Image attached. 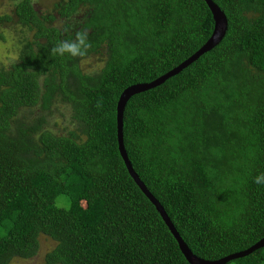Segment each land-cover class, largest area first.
Segmentation results:
<instances>
[{"label": "trees", "instance_id": "1", "mask_svg": "<svg viewBox=\"0 0 264 264\" xmlns=\"http://www.w3.org/2000/svg\"><path fill=\"white\" fill-rule=\"evenodd\" d=\"M212 1L227 20L221 42L131 96L122 126L133 171L191 253L209 261L264 237V183H255L264 174V0ZM54 9L18 0L0 15V26L15 18L32 33L0 67V264L36 256L41 235L55 242L41 264H189L120 157L116 105L125 88L157 79L208 40L207 5L60 0ZM81 30L86 56L51 53ZM92 55L104 64L83 73ZM53 102L70 108L80 135L46 129ZM226 264H264V248Z\"/></svg>", "mask_w": 264, "mask_h": 264}, {"label": "water", "instance_id": "2", "mask_svg": "<svg viewBox=\"0 0 264 264\" xmlns=\"http://www.w3.org/2000/svg\"><path fill=\"white\" fill-rule=\"evenodd\" d=\"M205 4L207 5L213 19V31L208 38V40L189 58L181 62L179 65L171 69L170 71L166 72L165 74L161 75L157 79L148 82V83H141V84H134L127 88H125L117 101L116 105V133H117V146L120 157L126 167V170L129 176L132 178L134 183L138 186L141 192L145 195V197L149 200V202L154 206L157 213L160 215L162 221L168 228L169 232L177 242L178 248L181 254L184 256L185 260L189 264H226L227 262L247 256L254 252L255 250L264 248V237L261 238L258 242L250 246L249 248L235 252L233 254H229L217 260H203L201 258L196 257L191 253L188 247L185 245L177 231L175 230L173 224L169 220L167 214L165 213L163 207L159 204V202L149 193L145 185L141 182L137 174L133 171L132 166L128 160L127 154L124 149L123 140H122V126H123V111L127 101L130 99L131 96L153 89L163 82H165L170 77L178 74L182 69L189 66L195 60H197L201 55L207 53L211 49H213L216 45H218L223 37L225 36L227 30V20L224 13L220 10V8L212 1V0H204Z\"/></svg>", "mask_w": 264, "mask_h": 264}, {"label": "rangeland", "instance_id": "3", "mask_svg": "<svg viewBox=\"0 0 264 264\" xmlns=\"http://www.w3.org/2000/svg\"><path fill=\"white\" fill-rule=\"evenodd\" d=\"M18 0H0V15L12 14L15 3ZM60 0H31L36 11L44 14L56 16L54 5ZM53 25L59 26L60 22L56 19ZM4 40L0 41V67L8 66L16 58L18 48L21 46L22 40L28 39L31 32L26 28L18 25L15 18L9 22H5L0 26ZM105 56L92 55L80 63V68L83 73L91 74L100 70L104 64ZM25 118H34L35 112L29 114L24 112ZM46 129L55 135H66L68 132H75L80 135L77 124L72 120L70 108L61 103L53 102L48 112L45 113ZM60 201V199H58ZM39 249L36 256L31 259L15 258L11 264H41L47 252L53 249L55 242L45 236H39Z\"/></svg>", "mask_w": 264, "mask_h": 264}, {"label": "clouds", "instance_id": "4", "mask_svg": "<svg viewBox=\"0 0 264 264\" xmlns=\"http://www.w3.org/2000/svg\"><path fill=\"white\" fill-rule=\"evenodd\" d=\"M89 33L81 30L76 32L75 39L73 40H61L55 47L51 49L53 55L69 54L72 57H84L87 55L88 50L91 48V42L88 39ZM255 183H264V174H261L255 178Z\"/></svg>", "mask_w": 264, "mask_h": 264}]
</instances>
